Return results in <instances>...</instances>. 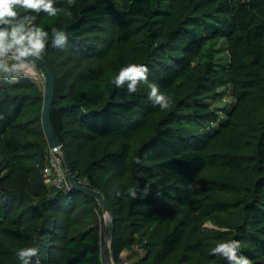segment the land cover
Listing matches in <instances>:
<instances>
[{
    "label": "trees",
    "instance_id": "16d2710c",
    "mask_svg": "<svg viewBox=\"0 0 264 264\" xmlns=\"http://www.w3.org/2000/svg\"><path fill=\"white\" fill-rule=\"evenodd\" d=\"M56 6L34 21L69 34L41 57L54 78L51 125L76 183L113 215L114 263L137 248L133 264H227L211 249L237 239L264 264V0ZM129 63L148 67L169 109L143 83L131 95L115 87ZM43 93L26 77L0 81V264H20L23 246L38 247L41 264H106L97 200L44 181Z\"/></svg>",
    "mask_w": 264,
    "mask_h": 264
},
{
    "label": "clouds",
    "instance_id": "9594fccd",
    "mask_svg": "<svg viewBox=\"0 0 264 264\" xmlns=\"http://www.w3.org/2000/svg\"><path fill=\"white\" fill-rule=\"evenodd\" d=\"M56 4L57 0H0V81H19L26 74L25 69L34 67L49 46L59 49L66 47L69 34L63 27L51 26L46 29L34 23L41 13L56 16L61 11ZM68 4L74 6L76 0H68ZM19 9L31 11L21 14ZM148 75L149 69L145 64L129 63L119 69L112 83L117 89L126 88L129 95L136 93L138 85L143 83L149 89L148 99L153 106L160 110L169 109L171 98L156 83L149 81ZM136 162L142 163L139 157ZM126 193L134 199L138 191L135 187H128ZM117 195L121 193L117 192ZM38 253L36 246H23L16 252V257L20 264H41ZM211 253L222 257L227 264H252L251 259L241 252V243L237 239L216 244Z\"/></svg>",
    "mask_w": 264,
    "mask_h": 264
},
{
    "label": "water",
    "instance_id": "95a60500",
    "mask_svg": "<svg viewBox=\"0 0 264 264\" xmlns=\"http://www.w3.org/2000/svg\"><path fill=\"white\" fill-rule=\"evenodd\" d=\"M46 75V88L44 89L43 93V105H42V111H41V123L43 127V131L45 134V137L47 139L48 146L53 149H57L63 159L64 166L66 168V174L68 182L71 184L73 188H76L80 191H82L84 194L89 195L93 198H95L101 207L102 211L106 210L109 213V223L108 227L104 226L103 228V237H102V250H103V256L105 261L108 260L109 254L107 252L108 247V240H110L113 230H114V224H113V215L109 211V207L107 203L105 202L103 195L90 187H87L85 185H79L74 180L72 170L70 167V163L68 161L67 154L62 147L59 139L57 138L54 129L51 125V110L54 100V78L51 70L46 65L44 59L38 58L35 63ZM107 264H115L113 261L107 262ZM120 264H126V263H120Z\"/></svg>",
    "mask_w": 264,
    "mask_h": 264
},
{
    "label": "built area",
    "instance_id": "2783aa9c",
    "mask_svg": "<svg viewBox=\"0 0 264 264\" xmlns=\"http://www.w3.org/2000/svg\"><path fill=\"white\" fill-rule=\"evenodd\" d=\"M44 78L45 73L41 70ZM44 90V89H43ZM42 174L44 181L50 187L60 189L67 187L69 182L67 179L66 169L60 152L57 149L48 147V154L43 165Z\"/></svg>",
    "mask_w": 264,
    "mask_h": 264
},
{
    "label": "rangeland",
    "instance_id": "374dc122",
    "mask_svg": "<svg viewBox=\"0 0 264 264\" xmlns=\"http://www.w3.org/2000/svg\"><path fill=\"white\" fill-rule=\"evenodd\" d=\"M121 16H122V10H121V7H119L117 16L114 19H111L109 21V24H112L114 22L118 23ZM109 27L110 26H108V28ZM104 34L107 35L106 32ZM25 73L26 74L23 77L31 79L34 83H36L42 89L46 88V78L43 77V75L41 73V69L38 66L34 65V67L26 68ZM64 168H65V166H64ZM45 183L48 184L46 181H45ZM102 217H103V225L106 227L109 223V218H110L109 213L106 210H104L102 213ZM207 225L210 226L209 224H207ZM107 242H108L107 252L109 254V257H108V260L105 261L106 264H107V262L113 261L112 256H111V250L109 248V240ZM139 254H140V250H138L137 248H135L134 251H123L121 253L122 263L133 264V262L138 258Z\"/></svg>",
    "mask_w": 264,
    "mask_h": 264
}]
</instances>
